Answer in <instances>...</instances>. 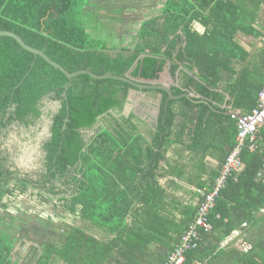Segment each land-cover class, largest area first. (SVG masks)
<instances>
[{"label": "trees", "instance_id": "1", "mask_svg": "<svg viewBox=\"0 0 264 264\" xmlns=\"http://www.w3.org/2000/svg\"><path fill=\"white\" fill-rule=\"evenodd\" d=\"M263 2L166 0L162 15L143 21L138 41L130 47L98 36L97 21L103 15L95 14L90 0H0V29L17 33L68 71L127 76L142 83L167 82L181 96L170 99L166 91L155 89L163 95L158 125L155 130L145 127L135 113L123 114L129 93L136 88L131 83L83 73L69 86L61 70L22 48L14 38L0 35V264H18L15 248L27 220L35 217L45 224L49 240L42 239L34 247L32 264H147L143 256L151 242L169 250L154 264H177L181 256L180 264H264V123L255 138L248 137L242 145L243 168L227 175L215 206L206 215L208 228L197 223L203 193L218 184L224 164L239 144V128L224 152L222 167L212 173V184L197 183L199 203L189 207L188 224L171 228L173 233L166 235L145 236L127 223L138 204L143 205L140 215L146 220L163 207L166 193L160 185L164 176L160 164L166 150L184 141L192 125L196 126L194 149L206 155L211 151L208 144L216 145L215 139L209 141L219 120L208 117L218 113L198 103L200 98H194L195 103L183 96L185 90L178 85L193 87L202 98L222 104L216 88L229 81L236 91L229 117L237 127L232 112L252 114L259 108L264 49L232 77L237 75L234 62L250 56L237 35L261 36L255 25ZM194 21L206 31H195ZM258 59L263 66L256 65ZM195 68L198 72H193ZM46 118L40 169L32 174L14 168L3 137L15 126L29 130ZM30 190H37L45 203L56 196L54 204L60 210L53 217H62L65 223L8 212L6 200ZM64 212L72 214L73 221L85 222V227L67 226ZM147 227L154 228L151 222ZM101 231L112 237H101Z\"/></svg>", "mask_w": 264, "mask_h": 264}, {"label": "crops", "instance_id": "2", "mask_svg": "<svg viewBox=\"0 0 264 264\" xmlns=\"http://www.w3.org/2000/svg\"><path fill=\"white\" fill-rule=\"evenodd\" d=\"M165 5L166 0H90V6L95 14L103 15L107 13L106 16H100L101 19H104L101 20L103 22L98 19L97 28L99 25V30L109 37L99 35V33L98 36L112 42L113 45H119V41H122L121 43L137 42V36L142 22L152 16H161ZM107 26H113L115 29L109 30ZM129 26H135L138 29L137 36L135 35V38L132 39L123 36L119 39L120 35H118L119 32H117V29H127ZM192 26L193 29L199 33H204L206 31V27L201 22L194 21ZM255 27L256 30L261 32L260 37L242 32H239L237 35L238 43L250 53V56L246 61L240 62L236 60L234 62V70L237 72V75H233L232 79L239 75L238 71L248 67L253 57L256 56L261 49H264V2L261 5ZM98 36L97 34L95 35V37ZM184 44L185 43H183V46ZM257 62L258 64L256 65L263 66L261 60L258 59ZM193 72H198L197 68H195ZM162 83L167 84V82ZM229 83V81H224L222 85H218L216 88L223 97V99H221L222 104H217V102H213L204 97L202 98L201 95L193 91V87L187 88L186 85H178L185 90L183 96L189 99L191 98L195 103L198 101H194V98H200L202 101L198 103H205L209 105L211 110L218 113L217 116L208 117L211 121L219 120L215 126V128L218 129L211 138V141H209L210 143L215 139L216 145L210 146L208 144V148L211 151L206 155L204 154L205 151L194 149L192 147V130L196 127L195 125H192L191 130L188 129L186 131L184 141L174 142L166 150L165 158L160 164L159 171L164 174L160 179V185L166 193L163 207L152 218L146 220L140 215L143 205L138 204L135 211H132L127 218V223L131 229L136 231L142 230L145 236L147 234L153 235L154 233L159 235L161 232L166 235L167 232L173 233L171 228L176 229L177 227L188 224L189 207H196L199 203L197 183L204 182L207 186L212 184V173L218 172L222 167L224 152L226 150L228 151L230 145L229 141L230 139L234 140V133L238 128L234 119L229 117L231 110L234 109L233 103L236 96L234 85H228ZM149 90L137 87L132 89L129 93L123 114L127 116L131 113H135L138 119L141 122L143 121V126L155 130L158 125L163 95L155 89ZM187 95H189V97ZM240 112L244 111L241 110ZM150 222L154 228L147 227ZM77 224V226L85 227V222L83 221H78ZM88 226L90 227V225ZM157 227L159 228L158 230H156ZM94 231L96 230L94 229ZM107 234V232L101 231V237H107ZM108 236L112 237V235L109 234ZM168 251V247L164 244L151 242L143 258L148 259L147 264H154V260L159 261L161 258L166 257Z\"/></svg>", "mask_w": 264, "mask_h": 264}, {"label": "rangeland", "instance_id": "3", "mask_svg": "<svg viewBox=\"0 0 264 264\" xmlns=\"http://www.w3.org/2000/svg\"><path fill=\"white\" fill-rule=\"evenodd\" d=\"M102 13V12H101ZM100 13V14H101ZM102 15V14H101ZM107 13H104L103 16H106ZM104 19V18H102ZM100 19V21L102 20ZM103 22V21H101ZM109 30H114L113 26H107ZM137 28L135 26H129L127 29H117L119 32V39L123 36H127L126 38L132 39L133 36L137 34ZM98 33L104 34L99 30L98 25ZM114 38V37H112ZM136 40V39H135ZM119 46H130L133 47L136 42H123L119 41ZM48 101V100H47ZM46 101V102H47ZM47 104L53 105V102H47ZM57 103L53 106V109L56 108ZM48 118L45 119L41 125L38 127H33L29 130H25L22 127H14L12 131L6 137H3L4 146L6 153L9 154L11 158V162L14 163V168H18L23 172H29L35 174L41 167V158L43 155L42 151V141L47 136L48 130ZM44 124V127H42ZM42 127V128H41ZM93 134V132H90ZM14 161V162H13ZM9 203L8 212L16 215L22 212H26L28 216L35 217L36 215H41L44 217L45 221H48L50 217L53 218L54 222H64L62 217H53L60 207H55V201L51 203H45L40 198L37 190H30L27 194L18 196L17 198H12L10 200H6ZM62 214V213H61ZM66 218L67 226H75L77 222H81L80 219L73 221L74 216L68 212H64ZM52 215V216H51ZM64 217V216H63ZM36 218V217H35ZM35 218H31V220H27L29 222L25 225L26 231L29 230L31 233L27 234L25 231L21 234L22 240L19 242L15 248V256L14 260H18V264H32L34 259V247L40 246L42 239L49 240V234L45 229V224L40 225L39 220L37 221ZM65 223V222H64ZM56 223H54L55 225ZM64 229H62V232ZM243 246V245H242ZM42 253V251H41Z\"/></svg>", "mask_w": 264, "mask_h": 264}, {"label": "built area", "instance_id": "4", "mask_svg": "<svg viewBox=\"0 0 264 264\" xmlns=\"http://www.w3.org/2000/svg\"><path fill=\"white\" fill-rule=\"evenodd\" d=\"M232 117L238 120V146L234 149L232 154L229 156L227 162L224 164L222 169V175L218 180V184L215 186L214 190L209 193H203L205 196L204 202L201 203L200 217L197 223L203 227H209L206 221V215H208L210 209L215 206L216 197L219 195L222 186L225 183V179L232 170H241L243 168V163L240 159V153L242 150V145L245 144L248 137L253 140L258 128L264 123V84L259 94V108H256L252 114H240L239 112L232 113ZM194 231L192 229L186 235V240L191 238V233ZM184 258L181 256L177 259V264L182 263Z\"/></svg>", "mask_w": 264, "mask_h": 264}, {"label": "water", "instance_id": "5", "mask_svg": "<svg viewBox=\"0 0 264 264\" xmlns=\"http://www.w3.org/2000/svg\"><path fill=\"white\" fill-rule=\"evenodd\" d=\"M0 35L1 36H10L12 38H14L22 48L26 49L27 51L32 52L33 54L37 55V56H41L42 58H44L49 64L53 65L54 67L58 68L59 70H61L70 80V84L69 86H71L72 83V79L80 74L86 73L89 74L90 76L96 78V79H104V78H114V79H119V80H123V81H127L129 83H131L134 87L140 88V89H158V90H163L166 91L169 94V98L170 99H174L177 98L179 96H176L173 93V90L171 89L169 84H165V83H158V84H152V83H142L139 81H135L133 79H131L130 77L127 76H118V75H114V74H105V75H98L96 73H93L89 70H79L76 72H70L68 71L63 65H61L60 63L54 61L52 58H50L43 50H40L36 47H33L29 44H27L23 38L18 35L17 33L13 32V31H9V30H2L0 29ZM69 86H67V89L69 88ZM67 91V90H66ZM66 95V93H65ZM189 97V95H187ZM67 98V96H66ZM191 99V98H190Z\"/></svg>", "mask_w": 264, "mask_h": 264}, {"label": "flooded vegetation", "instance_id": "6", "mask_svg": "<svg viewBox=\"0 0 264 264\" xmlns=\"http://www.w3.org/2000/svg\"><path fill=\"white\" fill-rule=\"evenodd\" d=\"M53 199H54V201L56 202V196H54V198H53Z\"/></svg>", "mask_w": 264, "mask_h": 264}, {"label": "clouds", "instance_id": "7", "mask_svg": "<svg viewBox=\"0 0 264 264\" xmlns=\"http://www.w3.org/2000/svg\"><path fill=\"white\" fill-rule=\"evenodd\" d=\"M235 112H239V111H234V112H232V113H235ZM240 113V112H239ZM241 114V113H240Z\"/></svg>", "mask_w": 264, "mask_h": 264}]
</instances>
